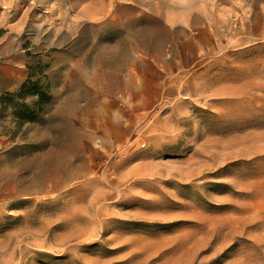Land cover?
<instances>
[{
    "label": "rangeland",
    "instance_id": "rangeland-1",
    "mask_svg": "<svg viewBox=\"0 0 264 264\" xmlns=\"http://www.w3.org/2000/svg\"><path fill=\"white\" fill-rule=\"evenodd\" d=\"M181 1L0 0V264H264V0H203L222 92L134 101Z\"/></svg>",
    "mask_w": 264,
    "mask_h": 264
},
{
    "label": "crops",
    "instance_id": "crops-1",
    "mask_svg": "<svg viewBox=\"0 0 264 264\" xmlns=\"http://www.w3.org/2000/svg\"><path fill=\"white\" fill-rule=\"evenodd\" d=\"M204 5L207 3L203 0H182L177 21L179 25H168L166 29L170 44H174L166 51H153L160 55L151 57L152 66L146 64V67L128 69L129 85L157 87L158 91L157 97L154 98V91L140 89L139 94L132 95V100L141 103L154 100L175 102L185 98L194 100L195 97L193 99L190 96L192 94L204 97L203 99L206 100L211 99L214 93L222 92L216 86H225L226 79L230 77L220 72L216 73L221 63L214 60L216 58L214 55L224 54L226 48L221 35L217 32L215 35L209 30V23L206 20L208 17L203 14V11L205 13ZM186 6L192 8L186 9ZM194 11L199 12L200 16L194 15ZM196 17H199V22L195 20ZM166 23L173 24V20L167 19ZM146 34V38L154 36V34ZM217 79L221 81L217 83ZM190 86L193 87L192 91L186 92V88ZM145 105L142 110H145Z\"/></svg>",
    "mask_w": 264,
    "mask_h": 264
},
{
    "label": "trees",
    "instance_id": "trees-1",
    "mask_svg": "<svg viewBox=\"0 0 264 264\" xmlns=\"http://www.w3.org/2000/svg\"><path fill=\"white\" fill-rule=\"evenodd\" d=\"M39 97L42 101H47L48 99L46 98V96L43 93H39ZM40 100V101H41Z\"/></svg>",
    "mask_w": 264,
    "mask_h": 264
}]
</instances>
